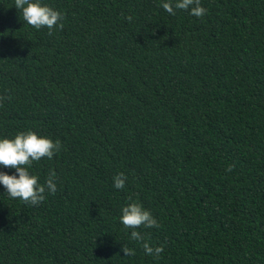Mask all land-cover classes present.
<instances>
[{
  "label": "trees",
  "instance_id": "16d2710c",
  "mask_svg": "<svg viewBox=\"0 0 264 264\" xmlns=\"http://www.w3.org/2000/svg\"><path fill=\"white\" fill-rule=\"evenodd\" d=\"M166 2L40 0L49 35L0 0V139L61 144L43 202L0 184V264H264V0ZM134 201L159 227L125 228Z\"/></svg>",
  "mask_w": 264,
  "mask_h": 264
},
{
  "label": "clouds",
  "instance_id": "9594fccd",
  "mask_svg": "<svg viewBox=\"0 0 264 264\" xmlns=\"http://www.w3.org/2000/svg\"><path fill=\"white\" fill-rule=\"evenodd\" d=\"M194 5V6H193ZM163 8L172 15H175V9L187 10L191 7V14L196 17H202L206 14V9L200 5V0H173L163 3ZM15 7L22 9L24 21L27 24L40 29L46 26L49 29V35L52 34L54 26L64 19L62 13L53 8L42 5L40 0H15ZM131 20V17H128ZM64 27L59 23V28ZM3 97H0L2 100ZM61 144L57 140L53 142L47 137L38 136L35 132H21L14 139H0V165L6 168H14L16 174L8 175L0 172V184H3L11 198H20L25 203L37 205L46 198L45 193L54 194L57 191V185L54 182L55 173H52L44 184L38 183L39 177L30 174L29 167L33 161H39L42 157L51 159L55 152L60 150ZM27 166V167H26ZM234 165H230L226 171L231 172ZM18 174V175H17ZM127 176L119 173L114 177V187L123 189ZM131 200V197L129 198ZM121 223L125 228L137 229L141 226L145 228L159 227L157 220L152 213L145 210L139 201L129 203L122 208ZM131 238L136 241L144 240L140 232L133 230ZM146 254L154 255L157 258L163 252V245L159 247H150L148 242L143 243ZM122 251L125 256L134 255V250L123 246Z\"/></svg>",
  "mask_w": 264,
  "mask_h": 264
}]
</instances>
